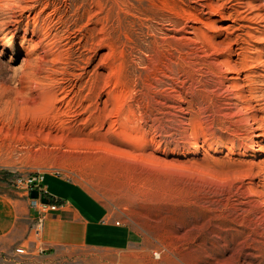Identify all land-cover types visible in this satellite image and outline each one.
Here are the masks:
<instances>
[{
  "label": "rangeland",
  "instance_id": "obj_1",
  "mask_svg": "<svg viewBox=\"0 0 264 264\" xmlns=\"http://www.w3.org/2000/svg\"><path fill=\"white\" fill-rule=\"evenodd\" d=\"M263 68L264 0H0V179L94 193L134 239L102 264H264Z\"/></svg>",
  "mask_w": 264,
  "mask_h": 264
},
{
  "label": "crops",
  "instance_id": "obj_2",
  "mask_svg": "<svg viewBox=\"0 0 264 264\" xmlns=\"http://www.w3.org/2000/svg\"><path fill=\"white\" fill-rule=\"evenodd\" d=\"M42 184L58 208L37 225L24 189L0 179V264H102L134 243L125 222L80 182L53 172Z\"/></svg>",
  "mask_w": 264,
  "mask_h": 264
},
{
  "label": "bare ground",
  "instance_id": "obj_3",
  "mask_svg": "<svg viewBox=\"0 0 264 264\" xmlns=\"http://www.w3.org/2000/svg\"><path fill=\"white\" fill-rule=\"evenodd\" d=\"M29 57H30V54L28 53L26 55V57L23 58L22 62L29 61L28 60ZM256 57H258V56H256ZM259 57H258V59L257 58L256 59L259 60V59H261L262 56L260 58ZM253 59H251V60H253ZM261 61H260V63H261ZM253 62H256V60L253 61ZM251 64H253V63H251ZM262 65H263V63H262ZM253 67H251V68H253ZM228 68L232 69L238 75L241 72V69L238 66H236L235 64H233L231 62V60L228 63ZM248 76L249 77L250 76L251 77L252 76L256 77V76H254V74L252 75L251 73L248 74ZM248 76L246 75V77H248ZM32 78H31V80H32ZM32 82H33V80H32ZM44 86H46V85H44ZM246 86H247V84H246ZM237 89H238L237 92L236 91L234 92V93H236V95L238 97V101L235 102V104H236L237 107L239 106V110L238 111L242 112L241 114H242L243 118L240 121L242 122L241 127L244 130L243 132L245 134H248V133L252 134L253 133L254 135H256V130L257 129H261L262 130V135L264 136V78H254V79H252V81L250 83H248V87L247 88L246 87L244 88V85H243L241 87L239 86ZM1 93H2V89L0 88V95H1ZM258 113H262V116H259ZM254 143H256V144H254ZM254 143L252 145V149H254V146L257 145V147L261 151H264V142L263 141L262 142H258L257 141V142H254ZM261 173L262 174H260V175L262 177L263 186H264V170H262ZM255 189H256L255 190L256 194L260 193V194L264 195V193H261V191H259L257 188H255Z\"/></svg>",
  "mask_w": 264,
  "mask_h": 264
},
{
  "label": "built area",
  "instance_id": "obj_4",
  "mask_svg": "<svg viewBox=\"0 0 264 264\" xmlns=\"http://www.w3.org/2000/svg\"><path fill=\"white\" fill-rule=\"evenodd\" d=\"M43 174H36L31 177H29L24 183L16 182L15 185L17 187H21L24 189V191L27 193L29 199H30V205L33 209H36L38 211L37 216V225H41L43 219L46 217V215L53 210H56L58 208V203H51L49 200V197L47 196L45 189L43 187L42 181H43ZM37 189L39 191V198H31L30 194L31 191ZM44 194L48 198V202L44 203L41 201V195ZM18 253H25L23 248H18L16 250Z\"/></svg>",
  "mask_w": 264,
  "mask_h": 264
},
{
  "label": "water",
  "instance_id": "obj_5",
  "mask_svg": "<svg viewBox=\"0 0 264 264\" xmlns=\"http://www.w3.org/2000/svg\"><path fill=\"white\" fill-rule=\"evenodd\" d=\"M30 196L31 198H39V191L37 189L32 190ZM40 198L42 202H48V198L46 197V195L42 194Z\"/></svg>",
  "mask_w": 264,
  "mask_h": 264
}]
</instances>
